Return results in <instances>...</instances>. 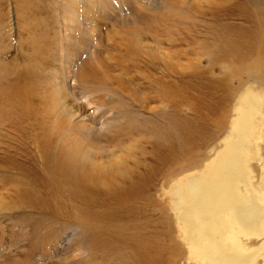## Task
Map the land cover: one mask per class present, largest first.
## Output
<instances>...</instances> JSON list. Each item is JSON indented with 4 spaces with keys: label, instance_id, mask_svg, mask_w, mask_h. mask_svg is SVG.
Listing matches in <instances>:
<instances>
[{
    "label": "rangeland",
    "instance_id": "obj_1",
    "mask_svg": "<svg viewBox=\"0 0 264 264\" xmlns=\"http://www.w3.org/2000/svg\"><path fill=\"white\" fill-rule=\"evenodd\" d=\"M87 19L94 23L81 36L77 30ZM258 23H262L259 36L264 43V0H0V264H122L128 260H122L117 250V254L90 252L84 223L66 219L70 212H78L64 193L58 195L60 217L56 219L43 213L37 223V215L19 208L14 189L26 177L10 159L44 173V159L50 160L44 145L53 154L65 150L87 167L99 159L92 156L98 147L95 142L101 141L107 149L115 146L118 139L111 142L106 136V131H114L120 145L140 146L141 140L146 150L145 155L138 153L142 165L151 157L149 146L164 139L169 145L185 143L183 132L199 129L201 115H219L222 127L209 124L203 130V144L188 163L195 165L223 137L234 94L245 82L259 81L254 77L244 81L242 76L241 85L231 63L235 57L224 50L228 37L234 42L251 41L252 36L240 33H255ZM72 35L73 43L98 40L100 58H92L83 82L77 78L72 82L68 75L74 68L69 66L72 61L63 60L69 48H77ZM18 89L20 97L14 96ZM144 96L147 103L141 102ZM225 96L221 109H207ZM63 100L73 105L74 115L63 112ZM83 118L93 121L89 125L94 131L101 130V139L92 140L94 132L75 126ZM118 154L127 159L125 152ZM103 160L107 166L109 159ZM162 205L158 203L157 209ZM147 214L152 216L153 230L148 231L155 246H165L169 242L160 232L166 222L160 213Z\"/></svg>",
    "mask_w": 264,
    "mask_h": 264
},
{
    "label": "bare ground",
    "instance_id": "obj_2",
    "mask_svg": "<svg viewBox=\"0 0 264 264\" xmlns=\"http://www.w3.org/2000/svg\"><path fill=\"white\" fill-rule=\"evenodd\" d=\"M104 6L107 5L101 8ZM109 7L107 10H111ZM86 21L77 30L81 36L94 23L90 19ZM259 32L263 33L262 23H258L255 33L250 30L240 33H243L242 36H252L251 41L237 39L234 42L235 39L228 37L224 50L230 58L235 57L231 58V63L235 66L237 81L241 84L243 76L244 81L254 77V80L261 82L242 83L239 93L230 97L235 100L227 129L223 137L210 146L205 157L199 162L193 160L198 164L188 165L199 145L203 144L208 125L222 127L219 115L214 118L201 115L198 131L194 128L181 134L185 143L169 145L164 139L149 146L151 157L142 165H139L138 153L145 155V147H141V140L140 146L134 143L130 146L120 145L119 134L115 135L114 131H106V136L111 142L118 139L115 146L107 149L103 143L100 144L101 141L95 142L98 147L92 150L95 153L92 156L99 159H91L95 162L87 167L78 162L76 155L73 158L61 149L53 154L48 152V146L41 144L47 151L44 154L47 153L50 159H44V173L28 169V165L9 158L11 164L16 165L26 177L19 180L17 187L14 186L18 207L37 215V223L44 218L43 213L50 219H56L60 217L59 212L56 214L58 195L66 194L73 199L72 207H76L78 212H70L66 219L84 223L82 228L89 235L90 252L97 255L105 251L116 253L117 250L116 254L122 260L124 257L128 259L123 260L122 264H264V43ZM71 37L73 43L75 37ZM68 44L70 46L71 42ZM73 44L77 48L73 50L68 47L63 52L66 55L63 60L72 61L69 66H74L73 70L67 69L70 70L68 75L72 82H76V78L83 82L88 75L87 66H91L94 56L98 58V40L93 37L86 43L80 40V43L76 41ZM71 56L78 59L73 60ZM223 57L220 56L219 60L222 61ZM226 61L229 63L230 60ZM248 72L254 75L247 76ZM83 92L87 93L86 90ZM21 95L18 89L14 96ZM226 96L219 97L217 102L214 100L216 103L207 109H221ZM141 102L147 103L146 96ZM61 105L66 114L74 113L73 105H67L66 100ZM160 114L163 116V110ZM92 123L83 118L77 120L75 126L94 132L95 135L89 138L96 141L97 138L101 139L98 136L101 130L94 131L89 125ZM118 152H125L127 159ZM105 158L109 159L107 166H104L107 162L103 160ZM156 197H161V200L158 201ZM158 203H165V206L157 209ZM147 213H160L163 223L166 222V227L160 232L161 237L169 242L165 246H155L154 236L148 231L151 230L152 216Z\"/></svg>",
    "mask_w": 264,
    "mask_h": 264
}]
</instances>
